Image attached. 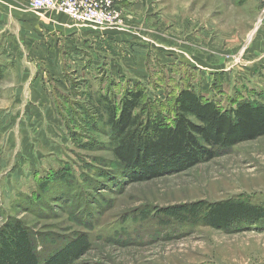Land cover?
Wrapping results in <instances>:
<instances>
[{"label":"rangeland","instance_id":"rangeland-1","mask_svg":"<svg viewBox=\"0 0 264 264\" xmlns=\"http://www.w3.org/2000/svg\"><path fill=\"white\" fill-rule=\"evenodd\" d=\"M124 2L122 23L110 26L126 41L112 50L124 64L108 55L103 74L70 76L77 90L119 100L140 85L166 116L185 87L223 110L264 103V0ZM49 71L51 63L0 57V231L25 230L29 264H264V220L227 231L204 220L215 203L264 209V137L232 139L209 162L134 183L115 162L105 123L89 149L72 144L54 106V88L71 93L69 83Z\"/></svg>","mask_w":264,"mask_h":264},{"label":"trees","instance_id":"trees-1","mask_svg":"<svg viewBox=\"0 0 264 264\" xmlns=\"http://www.w3.org/2000/svg\"><path fill=\"white\" fill-rule=\"evenodd\" d=\"M70 76L65 74L71 93L54 88V106L72 144L78 149H89V144L95 142L94 135H98L99 127L105 123L115 162L134 183L152 181L209 162L232 139L248 142L264 137V103L261 102L244 100L231 110H223L215 101L185 87L174 96L172 114L166 116L147 99L146 90L140 85L129 87L116 100L103 90L88 95L80 92L78 82H70ZM49 79L57 83L53 75ZM80 94L85 99H75ZM85 139L87 143L82 142ZM55 177L57 173L40 183V188L52 183ZM204 220L210 227L227 231L237 223L261 224L264 209L245 201L215 203ZM33 248L20 226L9 224L0 231V264H29L24 254L34 255Z\"/></svg>","mask_w":264,"mask_h":264},{"label":"crops","instance_id":"crops-1","mask_svg":"<svg viewBox=\"0 0 264 264\" xmlns=\"http://www.w3.org/2000/svg\"><path fill=\"white\" fill-rule=\"evenodd\" d=\"M117 1L119 6H127L125 0ZM83 24L67 16L54 13L46 16L42 12L31 11L26 0H0V57L24 56L44 67L51 63L56 74L47 73L61 81L66 80V73L75 77L79 72H85L88 77L92 71L103 74L108 67L103 58L108 55L124 64V56L121 59L112 53L116 46L126 42L115 30L119 25L100 29ZM116 66H119L117 71L122 72V66L118 63ZM43 87L48 96L47 86Z\"/></svg>","mask_w":264,"mask_h":264},{"label":"built area","instance_id":"built-area-1","mask_svg":"<svg viewBox=\"0 0 264 264\" xmlns=\"http://www.w3.org/2000/svg\"><path fill=\"white\" fill-rule=\"evenodd\" d=\"M36 11H56L71 20L108 28L122 23V9L117 0H26ZM264 14V10L262 12Z\"/></svg>","mask_w":264,"mask_h":264}]
</instances>
